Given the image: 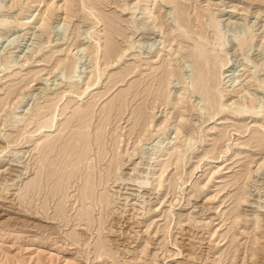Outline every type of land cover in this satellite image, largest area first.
I'll use <instances>...</instances> for the list:
<instances>
[{"label": "rangeland", "instance_id": "374dc122", "mask_svg": "<svg viewBox=\"0 0 264 264\" xmlns=\"http://www.w3.org/2000/svg\"><path fill=\"white\" fill-rule=\"evenodd\" d=\"M1 12L0 264H264V0H0ZM197 45L216 66L207 93ZM77 131L87 153L72 175L58 154Z\"/></svg>", "mask_w": 264, "mask_h": 264}, {"label": "bare ground", "instance_id": "6f19581e", "mask_svg": "<svg viewBox=\"0 0 264 264\" xmlns=\"http://www.w3.org/2000/svg\"><path fill=\"white\" fill-rule=\"evenodd\" d=\"M14 3V2H13ZM170 3V2H169ZM105 4V3H104ZM3 6V5H2ZM6 6V5H5ZM4 6V7H5ZM47 6H48V4H47ZM7 8V7H6ZM93 8V7H92ZM92 8H90V9H92ZM145 9L146 10H148L147 9V7H145ZM95 11V10H94ZM46 12V11H45ZM96 12V11H95ZM200 13V12H199ZM54 15V14H53ZM5 16H7V13H5V12H1L0 13V18L1 17H5ZM93 16V15H92ZM97 17H98V19L100 20V19H103V20H108V21H111L112 23H113V21L110 19V17L107 15V13H105L104 12V10L102 9V10H99L98 12H97ZM116 20V19H115ZM95 21H97V19L95 20ZM26 24V22H24L22 25H25ZM143 25H145V24H143ZM201 26V25H200ZM143 27V26H142ZM149 27V26H148ZM217 27V26H216ZM119 31V29L117 28V27H115V26H113V27H111V28H109V29H106V32L107 33H114V32H118ZM201 31H202V29H201ZM219 31V30H218ZM217 31V32H218ZM4 33V32H3ZM6 33V32H5ZM143 33L144 34H149V35H152V34H154V31H152V29L149 27L148 29H147V31H143ZM202 34V33H201ZM200 38V37H199ZM221 39V38H220ZM250 39H253V37L252 36H250ZM215 39H212V41L210 42V43H212V42H215L214 41ZM245 43V41H242V43L240 44V45H242V44H244ZM218 45H219V47H220V50L221 49H223V42H218ZM99 46V45H98ZM210 46H211V44H210ZM153 47H151L150 48V50L152 49ZM110 51V50H109ZM106 52V51H105ZM179 54H180V52H179ZM108 57V56H107ZM192 58L194 59V72H193V79H194V84H195V88H196V90L198 91V92H200V93H207L208 91H209V89L211 88V86H212V75L215 73L214 72V70L216 69L215 67V65H214V62H213V60L211 59V57L207 54V53H205V51L203 50V49H201V46H199V45H197L196 46V49H194V53H193V55H192ZM10 63V62H9ZM8 63V64H9ZM8 64H5V65H8ZM98 64V63H97ZM189 65V64H188ZM97 66V65H96ZM190 66V65H189ZM9 68H11L10 66H5L3 69H2V71H5V70H8ZM99 68V67H98ZM72 71H73V68H72ZM96 72V71H95ZM97 73H99V72H97ZM170 74V73H169ZM98 75V74H97ZM214 76V75H213ZM125 77V76H124ZM161 77H162V75H161ZM99 78V77H98ZM101 78V77H100ZM167 78V77H166ZM70 79H71V77H70ZM154 79V78H153ZM117 80V79H116ZM167 80V79H166ZM97 81H99V79L97 80ZM167 81H169V80H167ZM71 84L70 85H72L73 84V81H71L70 82ZM115 83V82H114ZM169 83V82H168ZM186 87V86H185ZM88 88V87H87ZM152 89V88H151ZM193 89V88H192ZM149 90H150V88H149ZM85 91H87V90H85ZM152 92V91H151ZM155 92V91H154ZM214 92H217L216 91V89H215V91ZM239 92H241V91H238V93ZM218 93V92H217ZM84 94V93H83ZM159 94V93H158ZM164 94V93H163ZM148 95H149V92H148ZM154 95V94H153ZM160 95H161V93H160ZM167 95V94H166ZM206 95V94H205ZM219 96V95H218ZM222 96V95H221ZM136 97V96H135ZM163 97V96H162ZM208 97V96H207ZM214 97V96H213ZM156 99H157V97H156ZM164 99V98H163ZM220 99V98H219ZM245 99V98H244ZM221 100V99H220ZM160 101V100H159ZM208 101V100H207ZM219 101V100H218ZM177 102V101H176ZM116 103V102H115ZM209 103V102H208ZM219 103V102H218ZM237 103V102H236ZM118 104V103H117ZM119 104H120V102H119ZM123 104V103H122ZM113 105V104H112ZM121 105V104H120ZM162 105V104H161ZM121 108H123L124 106L123 105H121L120 106ZM242 107H244V108H242ZM114 108V107H113ZM117 108V107H116ZM120 108V109H121ZM217 108H218V106H217ZM111 109V108H110ZM119 109V110H120ZM236 109V108H235ZM263 109V108H262ZM122 110V109H121ZM218 110V109H217ZM236 110H239V111H241V113H242V111H246V112H248L249 113V111H248V109L246 110V108H245V104H243L242 106L240 105L239 106V108L238 109H236ZM262 110L259 108L258 110H256V111H252V112H250V113H254V114H256V115H259V113L261 112ZM116 112V111H115ZM117 112H118V110H117ZM235 112V111H234ZM81 113V112H80ZM123 113V112H122ZM239 113V112H238ZM54 114V113H53ZM79 114V113H78ZM85 114V113H84ZM83 114V115H84ZM121 114V113H120ZM236 114H237V112H236ZM118 115V114H117ZM215 115H216V113H215ZM81 116V115H80ZM181 116H182V114H181ZM79 117V116H78ZM77 117V118H78ZM117 117V116H116ZM52 118H53V116H52ZM80 118V117H79ZM82 118H83V116H82ZM142 118V117H141ZM54 120H55V116H54V118H53ZM53 119H52V121H53ZM109 119V118H108ZM138 119H139V117H138ZM78 120V119H77ZM81 120V119H80ZM56 121V120H55ZM87 121V120H86ZM106 121V120H105ZM140 119L138 120V123H140ZM51 122V121H50ZM77 122V121H76ZM147 122V121H146ZM82 123V122H81ZM104 123V122H103ZM106 123V122H105ZM50 124V123H49ZM52 124V123H51ZM54 125V124H53ZM81 125V124H80ZM142 125V124H141ZM160 125V124H159ZM51 126V125H50ZM84 126V125H83ZM168 126V123L166 124V126H164L163 128L165 129L166 127ZM42 127V126H41ZM47 127V126H46ZM86 127H87V124H86ZM145 127V126H144ZM144 127H143V129H144ZM52 128V127H51ZM80 128V127H79ZM87 128H89V126L87 127ZM86 128V129H87ZM163 128H159L158 129V131L160 130H162ZM132 129H133V127H132ZM142 129V128H141ZM177 130H178V128H176ZM180 129V128H179ZM135 130V129H134ZM36 131V130H35ZM139 131V130H138ZM163 131V130H162ZM41 132V131H40ZM78 132V131H77ZM83 133H81V132H78V133H75L73 136H71L70 138H69V140H68V142H66V143H68V145H67V148H70V149H74V152L73 153H70L69 151H68V153H67V148H65V149H62L60 152H59V154L58 155H62L65 159H68V160H70L71 162L69 163V165L68 166H70V167H68V168H70L71 170L69 171V173L70 174H72V175H74V174H78V173H81L80 171H82L81 170V168H80V163L82 162V159L84 158V156H85V154L87 153V152H85L84 150H82V145H83V143L85 142L84 141V136L82 135ZM98 135V134H97ZM85 136H86V133H85ZM69 137V136H68ZM98 137H99V135H98ZM50 139V138H49ZM59 139V138H58ZM52 140V142H53V138L51 139ZM88 141V140H87ZM56 142V141H55ZM51 143V142H50ZM64 143V142H63ZM169 144V143H168ZM45 145V144H44ZM86 145V149H87V144H85ZM163 146V145H162ZM167 146V145H166ZM166 146H163V147H161L159 150H158V154H157V156L155 155V160H157L159 157H161V156H163V152L167 149V147ZM44 147V146H43ZM53 147V146H52ZM46 148V147H45ZM64 148V147H63ZM42 149V148H41ZM47 149V148H46ZM45 149V150H46ZM55 148H53V150H54ZM44 150V151H45ZM49 152V151H48ZM53 152V151H52ZM58 153V152H57ZM156 153H157V151H156ZM155 153V154H156ZM178 154H179V152H178ZM46 155V154H45ZM44 155V156H45ZM57 155V154H56ZM107 155V154H106ZM105 155V156H106ZM172 155V154H171ZM174 156V155H173ZM47 157V156H46ZM58 157V156H57ZM56 157V159H58ZM87 157V156H86ZM106 158V157H105ZM169 158V157H168ZM176 158H178V157H176ZM175 158V159H176ZM56 159L55 160H53L52 162H54L55 163V161H56ZM104 159V158H103ZM148 159V158H147ZM170 159V158H169ZM182 159V161H183V158H181ZM46 160V159H45ZM85 160V159H84ZM83 160V161H84ZM176 160H179V159H176ZM114 161V160H113ZM51 162V163H52ZM117 162V161H116ZM54 163H52V165L54 164ZM58 163H60V162H58ZM111 163V162H110ZM118 163V162H117ZM67 164V163H66ZM44 165V164H43ZM115 165V164H114ZM118 165V164H117ZM166 165V164H165ZM15 166V165H14ZM18 166V165H17ZM48 166V165H47ZM57 166V165H56ZM65 166V165H64ZM88 166V165H87ZM119 166V165H118ZM117 166V167H118ZM154 166H156V165H154ZM52 167V166H51ZM50 167V168H51ZM66 167V166H65ZM64 167V168H65ZM162 167V166H161ZM56 168V167H55ZM88 168H90V166H88L87 167V169ZM112 168V167H111ZM67 169V168H66ZM113 169H114V167H113ZM48 170V169H47ZM64 170V169H63ZM90 170V169H89ZM165 170V169H164ZM21 170H19V172H20ZM68 171V170H67ZM3 172V171H2ZM7 172V171H6ZM62 172V171H61ZM87 172V171H86ZM164 172V171H163ZM42 173V172H41ZM65 172H63V174L61 175V176H65V174H64ZM18 174H20V173H18ZM47 174V173H46ZM109 174V173H108ZM154 173H152V175H153ZM13 175V174H12ZM17 175V174H16ZM16 175H15V177H16ZM57 175H58V173H57ZM119 175V174H118ZM20 176V175H19ZM40 176V175H39ZM53 176H56V174H55V172L53 171V170H51V171H49L48 172V174H47V178L50 180V178H52ZM60 176V175H59ZM58 176V177H59ZM89 176H90V173H86V175H85V184H84V189H82L83 190V192H84V195H85V197L86 198H88L89 196H91L90 195V187H91V185H90V180L88 179L89 178ZM108 176V175H107ZM153 177V176H152ZM160 177V176H159ZM67 178V177H66ZM106 178V177H105ZM15 179V178H14ZM57 179H59V178H57ZM56 179V180H57ZM159 179V178H158ZM45 180H47V179H45ZM62 180V179H61ZM42 181V180H41ZM58 181V180H57ZM128 181V180H127ZM138 181V180H137ZM157 181V180H156ZM36 182V181H35ZM34 182V183H35ZM49 182V181H48ZM55 182V181H54ZM53 183V182H52ZM59 183V182H58ZM151 183H153V182H150L149 181V183L147 182L146 184H151ZM4 184V183H3ZM31 184V183H30ZM33 184V183H32ZM61 184V183H60ZM56 185V184H55ZM153 185V184H152ZM82 186H83V184H82ZM146 187H147V185H146ZM31 188H36V185H32L31 186ZM41 188V187H40ZM53 188H54V186H53ZM59 188V186H55V188H54V191L55 192H58V189ZM151 188V187H150ZM9 189V188H8ZM51 189V188H50ZM64 189V188H63ZM33 190V189H32ZM38 190V189H37ZM38 191H40V190H38ZM61 191V190H60ZM3 193V192H2ZM60 193V192H59ZM53 194H54V192H53ZM138 194V193H137ZM55 195V194H54ZM143 195V194H142ZM149 196V195H148ZM84 197V198H85ZM103 197V196H102ZM125 197V196H124ZM89 199V198H88ZM100 200V199H99ZM82 201V200H81ZM102 202H104V201H102ZM101 202V203H102ZM83 203V202H82ZM100 203V202H99ZM94 204H96L95 202H94ZM104 204V203H103ZM88 205V204H87ZM101 205V204H100ZM95 206V205H94ZM88 207V206H87ZM86 207V208H87ZM93 208V207H92ZM94 209V208H93ZM87 210H88V208H87ZM90 210V209H89ZM79 213V212H78ZM85 213H88V212H85ZM136 214V213H135ZM82 215V214H81ZM87 215H89V213L87 214ZM83 217H84V214H83ZM87 218H88V216H86ZM81 218V217H80ZM83 220V219H82ZM85 220H86V218H85ZM89 220H91V219H89ZM88 220V221H89ZM87 221V220H86ZM85 221V222H86ZM87 221V222H88ZM89 223V222H88ZM91 227V226H90ZM103 245V244H102ZM103 248V247H102ZM103 251V250H102ZM104 252V251H103ZM101 253V252H100ZM99 253V254H100ZM106 253V252H105ZM103 254V253H102ZM255 262V261H254Z\"/></svg>", "mask_w": 264, "mask_h": 264}]
</instances>
